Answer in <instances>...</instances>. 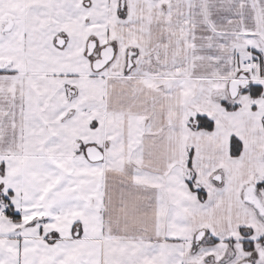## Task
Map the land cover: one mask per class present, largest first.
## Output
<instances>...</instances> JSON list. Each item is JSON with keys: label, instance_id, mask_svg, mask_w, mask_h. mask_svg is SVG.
Returning a JSON list of instances; mask_svg holds the SVG:
<instances>
[{"label": "snow or ice", "instance_id": "obj_1", "mask_svg": "<svg viewBox=\"0 0 264 264\" xmlns=\"http://www.w3.org/2000/svg\"><path fill=\"white\" fill-rule=\"evenodd\" d=\"M0 264H264V0H0Z\"/></svg>", "mask_w": 264, "mask_h": 264}]
</instances>
